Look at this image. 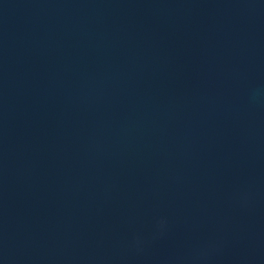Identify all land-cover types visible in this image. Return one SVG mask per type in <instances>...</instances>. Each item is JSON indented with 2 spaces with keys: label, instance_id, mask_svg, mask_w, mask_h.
<instances>
[{
  "label": "water",
  "instance_id": "95a60500",
  "mask_svg": "<svg viewBox=\"0 0 264 264\" xmlns=\"http://www.w3.org/2000/svg\"><path fill=\"white\" fill-rule=\"evenodd\" d=\"M0 264H264V0H0Z\"/></svg>",
  "mask_w": 264,
  "mask_h": 264
}]
</instances>
